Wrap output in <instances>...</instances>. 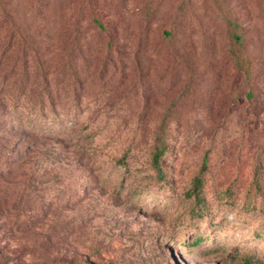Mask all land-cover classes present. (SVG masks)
I'll return each instance as SVG.
<instances>
[{"label":"rangeland","instance_id":"374dc122","mask_svg":"<svg viewBox=\"0 0 264 264\" xmlns=\"http://www.w3.org/2000/svg\"><path fill=\"white\" fill-rule=\"evenodd\" d=\"M0 93V264H264V0H0Z\"/></svg>","mask_w":264,"mask_h":264},{"label":"trees","instance_id":"16d2710c","mask_svg":"<svg viewBox=\"0 0 264 264\" xmlns=\"http://www.w3.org/2000/svg\"><path fill=\"white\" fill-rule=\"evenodd\" d=\"M2 94L0 93V111L1 112H5L6 110V104L4 103V99L2 98ZM5 109V110H4ZM152 163H153V166L155 167L157 173H161V170H160V166H159V157L156 154L153 155V158H152ZM197 186H200V182L199 180H196V186H195V189H197ZM193 191V190H192Z\"/></svg>","mask_w":264,"mask_h":264}]
</instances>
